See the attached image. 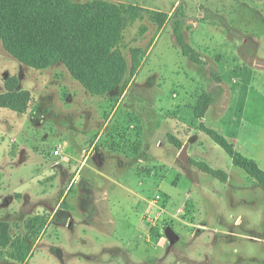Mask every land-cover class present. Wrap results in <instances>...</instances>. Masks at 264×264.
<instances>
[{
	"label": "rangeland",
	"instance_id": "374dc122",
	"mask_svg": "<svg viewBox=\"0 0 264 264\" xmlns=\"http://www.w3.org/2000/svg\"><path fill=\"white\" fill-rule=\"evenodd\" d=\"M73 1L125 9L127 72L96 90L0 43V264H264V186L203 131L264 171V0Z\"/></svg>",
	"mask_w": 264,
	"mask_h": 264
},
{
	"label": "trees",
	"instance_id": "16d2710c",
	"mask_svg": "<svg viewBox=\"0 0 264 264\" xmlns=\"http://www.w3.org/2000/svg\"><path fill=\"white\" fill-rule=\"evenodd\" d=\"M124 13V8L106 2L78 5L73 0H0V43L12 56L36 68L65 62L84 85L113 90L127 72L123 57L113 52L123 31ZM175 37L183 55L193 56L194 49L184 35L183 20L175 25ZM146 55L143 51L135 54L134 74L141 69ZM197 114L198 118L204 117L200 110ZM203 131L226 151L236 167L264 186V171L253 159L237 151L215 130L204 127ZM10 233L8 224L0 222V247L11 243Z\"/></svg>",
	"mask_w": 264,
	"mask_h": 264
},
{
	"label": "water",
	"instance_id": "95a60500",
	"mask_svg": "<svg viewBox=\"0 0 264 264\" xmlns=\"http://www.w3.org/2000/svg\"><path fill=\"white\" fill-rule=\"evenodd\" d=\"M180 159L184 162L187 161V159H188L187 146H186V148H184L183 152L181 153Z\"/></svg>",
	"mask_w": 264,
	"mask_h": 264
},
{
	"label": "built area",
	"instance_id": "2783aa9c",
	"mask_svg": "<svg viewBox=\"0 0 264 264\" xmlns=\"http://www.w3.org/2000/svg\"><path fill=\"white\" fill-rule=\"evenodd\" d=\"M58 153H59V152L56 151V152H55V155H58Z\"/></svg>",
	"mask_w": 264,
	"mask_h": 264
}]
</instances>
